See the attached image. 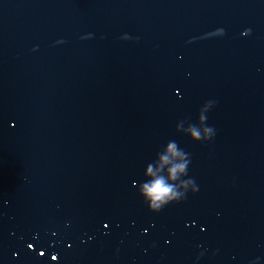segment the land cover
<instances>
[{
  "label": "water",
  "instance_id": "1",
  "mask_svg": "<svg viewBox=\"0 0 264 264\" xmlns=\"http://www.w3.org/2000/svg\"><path fill=\"white\" fill-rule=\"evenodd\" d=\"M168 141L199 190L153 213ZM0 264H264V0H0Z\"/></svg>",
  "mask_w": 264,
  "mask_h": 264
},
{
  "label": "clouds",
  "instance_id": "2",
  "mask_svg": "<svg viewBox=\"0 0 264 264\" xmlns=\"http://www.w3.org/2000/svg\"><path fill=\"white\" fill-rule=\"evenodd\" d=\"M250 31L249 29L248 32ZM215 34L223 35L224 29H217ZM215 104L214 100L206 101L199 109L197 122L179 121L176 131L188 136L194 142L212 141L216 132L213 126L207 124V113ZM186 123L187 127H185ZM190 163L191 154L180 148L176 141H168L156 153L155 159L146 165L145 180L134 182V186L150 212L159 213L170 204L183 202L189 193L198 192L199 186L188 176ZM31 247L32 245H29V248ZM40 255L44 256L45 253L41 252ZM51 259L58 261V256L52 255Z\"/></svg>",
  "mask_w": 264,
  "mask_h": 264
}]
</instances>
